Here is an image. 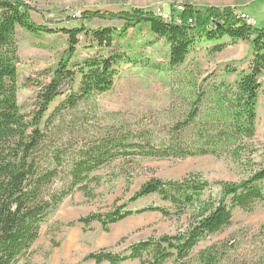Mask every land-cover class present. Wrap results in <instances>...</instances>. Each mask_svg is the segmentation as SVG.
<instances>
[{
  "label": "trees",
  "instance_id": "16d2710c",
  "mask_svg": "<svg viewBox=\"0 0 264 264\" xmlns=\"http://www.w3.org/2000/svg\"><path fill=\"white\" fill-rule=\"evenodd\" d=\"M177 7H182V11ZM167 11L172 17L170 22L164 21L160 14L138 8L87 11L81 15V21H115L121 27L88 30L82 23L75 29H52L33 20V13L39 12L31 0H0V264H19L27 257L48 216L74 192L92 197L91 186L97 183L92 174L115 160L237 157L249 148V141L255 137L256 107L262 88L264 28L252 27L241 20L238 13H244L243 8L185 3L171 5ZM139 26H147L169 46L171 68L185 63L198 40L214 42L229 38L253 47L250 71L240 76L235 87L223 83L204 86L206 78L200 84L197 80L190 81L186 91L177 95L194 96L185 116L161 129L132 125L125 118L96 129L99 123L95 109L79 114V108L113 89L115 67L126 59L117 53L95 54L75 64L78 37L84 34L99 51L110 50L116 36L122 37ZM17 28L34 35L62 33L70 42L68 54L50 80L41 84L37 109L31 119L22 113L18 102ZM216 50L222 51L223 45ZM77 72L81 77L78 90L69 93L47 117L60 89L73 84ZM89 130L94 133L89 135ZM263 181L264 168L240 182L211 183L197 176L180 181L151 179L129 203L157 195L171 209L148 207L133 211L123 204L107 213L81 217L66 227L82 224L90 229L97 223L108 232L111 226L146 212L175 216L178 220L188 217L186 229L175 235L137 242L122 253L101 250L83 260L94 264L135 260L140 264H187L204 238L231 226L235 210L252 212L257 205H264ZM59 182L61 187L57 186ZM200 258L205 264L219 261L209 254Z\"/></svg>",
  "mask_w": 264,
  "mask_h": 264
},
{
  "label": "rangeland",
  "instance_id": "374dc122",
  "mask_svg": "<svg viewBox=\"0 0 264 264\" xmlns=\"http://www.w3.org/2000/svg\"><path fill=\"white\" fill-rule=\"evenodd\" d=\"M253 1L31 0V4L39 12L33 13V20L39 25H48L52 29H75L83 23L88 30H96L119 29L121 24L97 19L87 23L80 20L84 12H120L138 8L160 14L168 13L169 7L176 4L242 8ZM244 13L259 28H264V0L249 5ZM78 40L75 64L95 54L117 53L126 59L115 67L117 75L113 89L79 108V114L95 109L99 123L96 129L100 125L115 123L120 118H125L132 125L156 129L183 119L186 107L192 104L194 96L184 94L178 98L177 95L186 91L190 81L197 80L200 84L206 78L204 86L223 83L235 87L240 76L249 73L254 56V49L247 42H234L229 38L214 42L202 39L190 49L182 66L171 68L168 64L169 46L157 39L147 26L131 29L122 37L116 36L110 50L99 51L84 34ZM16 42L20 57L18 102L22 113L31 119L37 109L41 84L50 80L61 59L68 54L70 42L62 33L34 35L21 28L16 30ZM219 45H223L222 51L216 50ZM80 79L77 72L74 83L60 89L56 102L48 109L47 117L69 93L78 90ZM260 82L262 88L256 107L255 137L240 156L115 160L92 174L91 177L97 179V183L91 186L92 197L74 192L58 205L42 225L39 239L29 255L19 264H94L83 260L101 250L122 253L137 242L184 231L188 217L178 220L175 216L164 217L155 212L130 217L111 226L108 232L97 223L92 224L90 229H85L82 224L72 228L66 225L95 212L107 213L123 204H128L133 211L148 207L171 209L170 204L157 195L129 203L141 186L151 179L180 181L197 176L211 183L240 182L264 168V72ZM90 132L89 135L94 133ZM57 186L61 187V183ZM208 254L218 257L217 264H264V205H257L252 212L235 210L231 226L204 238L186 263L205 264L200 257ZM124 264L140 262L135 260Z\"/></svg>",
  "mask_w": 264,
  "mask_h": 264
},
{
  "label": "built area",
  "instance_id": "2783aa9c",
  "mask_svg": "<svg viewBox=\"0 0 264 264\" xmlns=\"http://www.w3.org/2000/svg\"><path fill=\"white\" fill-rule=\"evenodd\" d=\"M178 11H182V7H177ZM160 16L162 19L166 22H170L172 20V17L169 13H160ZM239 18H244L248 20V25L254 27L256 25L255 21H253L248 15L245 13L239 12L238 13ZM175 22L179 23V21L176 19Z\"/></svg>",
  "mask_w": 264,
  "mask_h": 264
},
{
  "label": "crops",
  "instance_id": "0c3cea01",
  "mask_svg": "<svg viewBox=\"0 0 264 264\" xmlns=\"http://www.w3.org/2000/svg\"><path fill=\"white\" fill-rule=\"evenodd\" d=\"M257 1H259V0H255V1L251 2V3H249V4H246V5L242 6V8H243L244 11H245V10H246V7H248V6L251 5V4H254V3L257 2ZM90 262H93V261H90ZM93 263H94V262H93ZM103 264H108V263H103Z\"/></svg>",
  "mask_w": 264,
  "mask_h": 264
},
{
  "label": "bare ground",
  "instance_id": "6f19581e",
  "mask_svg": "<svg viewBox=\"0 0 264 264\" xmlns=\"http://www.w3.org/2000/svg\"><path fill=\"white\" fill-rule=\"evenodd\" d=\"M241 20L245 21L248 24V20L244 18H240Z\"/></svg>",
  "mask_w": 264,
  "mask_h": 264
}]
</instances>
